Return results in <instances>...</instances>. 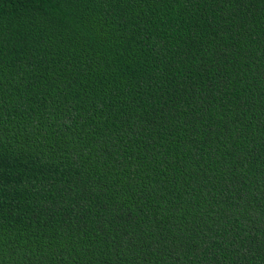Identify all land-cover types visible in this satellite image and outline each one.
<instances>
[{
	"label": "trees",
	"instance_id": "1",
	"mask_svg": "<svg viewBox=\"0 0 264 264\" xmlns=\"http://www.w3.org/2000/svg\"><path fill=\"white\" fill-rule=\"evenodd\" d=\"M0 264H264V0H0Z\"/></svg>",
	"mask_w": 264,
	"mask_h": 264
}]
</instances>
